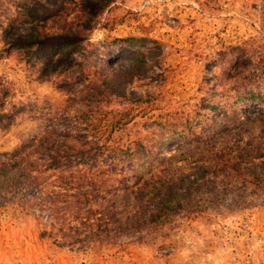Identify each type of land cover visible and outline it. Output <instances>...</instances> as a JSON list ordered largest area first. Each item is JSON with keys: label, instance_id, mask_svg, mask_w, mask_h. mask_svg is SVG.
Returning a JSON list of instances; mask_svg holds the SVG:
<instances>
[{"label": "rangeland", "instance_id": "rangeland-1", "mask_svg": "<svg viewBox=\"0 0 264 264\" xmlns=\"http://www.w3.org/2000/svg\"><path fill=\"white\" fill-rule=\"evenodd\" d=\"M143 1L113 0L96 18L86 49L75 54L85 71L144 63L126 87L129 99L112 95L103 101L98 123L113 124L112 136L122 141L155 137L174 174L200 163V154L178 134L187 121L198 132L212 129L213 120L234 119L217 134L220 142L232 154L246 143L259 145L261 156L226 170L228 182L214 188L213 196L204 186L192 189L186 197L198 213H180L160 229L143 231L139 240L124 236L116 245L95 244L86 251L41 236L42 214L0 208V264H264V186L243 170H258L264 161V113L256 104L242 107L234 101L250 86L264 91V74H255L264 60V0H148L139 9ZM59 2L0 0V110L14 115L9 127L0 129V151L19 146L64 106L67 96L60 87L68 74L53 73L43 58L65 37L40 39L38 55L15 46L27 45L19 35L28 30V21L18 13L44 12ZM94 5L88 2L89 8ZM124 37L146 40L135 48L112 43ZM166 128L176 130L174 140L161 145L154 134ZM211 177L207 172L197 182Z\"/></svg>", "mask_w": 264, "mask_h": 264}, {"label": "trees", "instance_id": "trees-1", "mask_svg": "<svg viewBox=\"0 0 264 264\" xmlns=\"http://www.w3.org/2000/svg\"><path fill=\"white\" fill-rule=\"evenodd\" d=\"M89 1L95 2L93 8H89ZM111 2L60 0L44 12L26 8L18 13L27 18L28 30L19 35L27 45L16 47L28 46L27 51L37 54L40 39L65 37L57 43L55 52L43 58V63L44 67H52L53 73L68 74L60 87L67 98L61 109L46 118V126L14 149L0 151V208L16 206L42 214L45 228L41 236L50 237L59 246L84 251L95 244L116 245L124 236L139 240L143 231L160 229L180 213L186 217L198 213L186 197L192 189L204 186L213 196L215 189L228 182L226 170L239 169L241 160L251 163L262 150L248 141L252 145L246 143L234 154L231 149L227 151L217 134L226 120L234 119H221L219 123L213 120L212 129L198 132L187 121L184 124L188 127L178 134L200 154V163L179 175L169 169L171 158L160 152L155 137L140 134L122 141L112 136L113 124L108 127L98 123L102 102L112 95L129 99L126 87L144 67V63H133L126 70L104 65L85 71L75 57L86 49L88 33ZM145 40L124 37L112 43L135 48L136 43ZM255 74H264V60ZM234 101L242 107L256 104L264 113V91L250 86L236 93ZM13 117L0 110V129L9 127ZM168 132L166 128L154 134L164 141L161 145L174 140L176 130ZM243 170L256 185L264 186V161L258 170ZM207 172L211 179L197 182ZM182 187L186 192L179 193Z\"/></svg>", "mask_w": 264, "mask_h": 264}, {"label": "built area", "instance_id": "built-area-1", "mask_svg": "<svg viewBox=\"0 0 264 264\" xmlns=\"http://www.w3.org/2000/svg\"><path fill=\"white\" fill-rule=\"evenodd\" d=\"M148 0H146V1H143L142 3H141V5H140V7H139V9L140 8H144L145 6H146V4H148Z\"/></svg>", "mask_w": 264, "mask_h": 264}]
</instances>
